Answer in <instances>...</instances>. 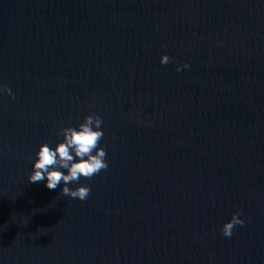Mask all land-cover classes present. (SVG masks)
<instances>
[{"label": "water", "instance_id": "1", "mask_svg": "<svg viewBox=\"0 0 264 264\" xmlns=\"http://www.w3.org/2000/svg\"><path fill=\"white\" fill-rule=\"evenodd\" d=\"M0 84V264H264V0H0ZM92 112L87 199L30 182Z\"/></svg>", "mask_w": 264, "mask_h": 264}, {"label": "clouds", "instance_id": "2", "mask_svg": "<svg viewBox=\"0 0 264 264\" xmlns=\"http://www.w3.org/2000/svg\"><path fill=\"white\" fill-rule=\"evenodd\" d=\"M172 59L174 58L163 53L160 62L167 64ZM188 67L190 65L187 63L177 64V71ZM5 93L15 97L11 87L0 84V95ZM102 124V116L92 112L78 126L62 127L59 134L63 136V139L59 140L55 146L48 142L40 144L35 153L28 180L33 183L45 181L46 187L50 190L56 189L63 181L61 193L64 196L79 198L82 201L87 199L91 191L89 184L80 183L75 187L70 185L79 181L81 177L91 178L102 169L108 168L107 148L100 144L105 135ZM245 222L240 211L233 212L231 218L221 228L222 235L231 237L234 227L243 225Z\"/></svg>", "mask_w": 264, "mask_h": 264}]
</instances>
